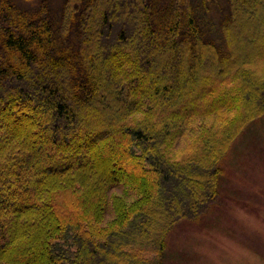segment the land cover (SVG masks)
I'll use <instances>...</instances> for the list:
<instances>
[{
  "label": "trees",
  "instance_id": "16d2710c",
  "mask_svg": "<svg viewBox=\"0 0 264 264\" xmlns=\"http://www.w3.org/2000/svg\"><path fill=\"white\" fill-rule=\"evenodd\" d=\"M227 7L223 53L191 0H62L57 23L47 0H0V264H161L167 232L215 200L230 140L264 111V88L249 106L230 85L264 59V0Z\"/></svg>",
  "mask_w": 264,
  "mask_h": 264
},
{
  "label": "rangeland",
  "instance_id": "374dc122",
  "mask_svg": "<svg viewBox=\"0 0 264 264\" xmlns=\"http://www.w3.org/2000/svg\"><path fill=\"white\" fill-rule=\"evenodd\" d=\"M13 1L27 10L35 9L39 3V0ZM168 2L169 0H162V5H167ZM205 2L204 8L202 0H191L199 26L218 49L225 53L228 48L226 49L220 34L219 24L228 13L227 0ZM47 3L52 20L57 23L62 0H47ZM131 8L125 7V14L130 15ZM241 38L245 43L249 42L243 35ZM182 67L183 65L179 70ZM174 69L178 71L177 67ZM243 69L230 85L239 88L246 100L245 104L257 105L260 96L255 97L258 91H254V87L259 86V90L260 87L264 88V59L247 64ZM172 93L165 96L166 101L173 97ZM263 96L264 93L261 94ZM155 105L159 103L155 102ZM162 106L165 107V104ZM232 114L230 113V117ZM205 129L207 130L203 132L206 137L212 140L217 139L225 127L215 121L214 124L205 125ZM195 140L196 138L192 142ZM184 146V142L180 141L176 147L180 150L175 155L184 152ZM44 156L45 152L36 153L37 158L43 159ZM103 163L96 160L94 166L101 168ZM85 164L90 165L89 162ZM113 167L115 168L109 169L116 175L117 167ZM219 167L215 200L202 214L180 220L167 232L161 264H264V111L238 128L220 159ZM110 192L122 194L123 187L118 185ZM133 197L131 195L128 201ZM106 210L109 216V203L106 204ZM29 247L30 245H24L21 248L28 251Z\"/></svg>",
  "mask_w": 264,
  "mask_h": 264
}]
</instances>
